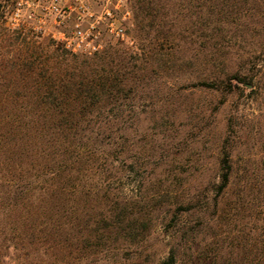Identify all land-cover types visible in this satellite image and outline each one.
<instances>
[{"label":"rangeland","instance_id":"374dc122","mask_svg":"<svg viewBox=\"0 0 264 264\" xmlns=\"http://www.w3.org/2000/svg\"><path fill=\"white\" fill-rule=\"evenodd\" d=\"M175 4H153L168 14L156 34L144 14L149 28L138 29L131 0H0V264H163L172 248L177 264H255L244 247L264 239V76L262 89L232 95L199 84L233 75L251 56L259 65L246 67L259 75L264 0L212 5L199 22L194 8ZM79 34L86 47L126 59L132 91L100 114L110 124L68 139L50 131L38 148L30 62L37 46L43 61ZM226 148L256 184L251 213L231 222L233 196L215 202L212 191ZM42 150L56 155V180L43 174ZM125 228L141 235L116 233Z\"/></svg>","mask_w":264,"mask_h":264},{"label":"trees","instance_id":"16d2710c","mask_svg":"<svg viewBox=\"0 0 264 264\" xmlns=\"http://www.w3.org/2000/svg\"><path fill=\"white\" fill-rule=\"evenodd\" d=\"M131 1L132 7H134L133 12H135V7L140 12V14L135 16V20L138 21L136 26L139 30L145 29L144 27L149 28V25L143 26V20H139L141 14H144L147 22L150 20V29L156 31V34L160 29L164 28L163 21L167 19L168 14L154 13L152 6L154 7L153 4H155L156 0ZM163 1L166 7L172 4L173 6H177L175 4L176 2L184 1L190 8H194L193 12L199 22V20L206 19L205 17L210 16L212 5L226 4L233 0ZM241 1L247 2L248 0ZM199 31L196 33H199ZM63 46L65 48L62 49L60 47H54L53 45V50L48 52L49 57L47 56L43 61H41V54H39L40 47L37 46V52L35 53L37 54V60L36 62H30L33 65L31 77L35 81L31 92L35 98L33 105L38 115L31 121L35 137L33 146H38V148L42 146L43 138L50 131L55 132L58 138L65 136L68 139L69 136H78L80 133L93 132L94 127L100 122L110 124L113 121V117L109 115L107 118L99 120V117L101 118L100 114H110L117 107L118 103L120 104L122 102L120 100L127 99L132 91L128 81H131L135 76L129 78L131 72H128V63H126L125 58L116 61L113 57L114 53L104 52L102 54L103 51L100 49L96 52H78L85 55L84 58H78L75 56L78 53L68 49L65 43ZM252 59L253 57L251 56L239 66V69L233 75L224 77L213 76L211 79L200 82L199 86L224 95H232L238 90H243L244 92L255 88L262 89L260 83L261 78L264 76L262 70L264 64L259 66L260 70H258V74L261 75L254 76L250 71L251 68L249 70L246 67L249 65H259L257 62L252 61ZM2 109L0 106V111ZM94 114H97V117H94ZM68 141L69 143H73L70 140ZM50 144H54V140H51ZM68 153L70 154L69 157H73L77 162L83 161L84 159L70 149ZM22 154L21 152L19 155L20 158H22ZM52 155H46L44 152L43 155L39 154L44 163L42 165V169H45L43 170V174H48L51 179L56 180L63 175V171L59 175L52 170L50 164H48V157L50 158V162L53 161V157H56V155ZM220 156L218 182L213 184L212 191L216 194L215 202H218V199L225 198L228 195L230 197L233 196V200L227 204L228 210L224 211V214H231L230 218H228V222H231L237 215L246 214V212L251 213L256 184H254L251 168L248 166L238 170L234 168L231 152L227 148L221 152ZM59 168L63 170L66 166H59ZM69 168L70 166L66 168L65 173L66 175H70V181L72 178L70 174L72 169L69 170ZM236 172L239 175V181L235 184L233 175ZM37 176L35 174V177ZM216 205L218 206V203ZM191 210H194V208H188L185 211ZM139 228L141 229L142 227ZM137 231L139 232L137 228L130 230L125 228L116 233L124 236V238L136 239L137 236L141 235ZM244 248L246 249L244 258L248 257L249 254H253L256 260L255 264H264V239L257 240L254 246L251 245V247H248L246 245ZM177 262V252L172 248L163 264H177Z\"/></svg>","mask_w":264,"mask_h":264},{"label":"built area","instance_id":"2783aa9c","mask_svg":"<svg viewBox=\"0 0 264 264\" xmlns=\"http://www.w3.org/2000/svg\"><path fill=\"white\" fill-rule=\"evenodd\" d=\"M116 35L117 36H123L119 32H116ZM77 38H78V42L76 44H70L68 42H65L67 48L71 49L75 53L86 52V51L96 52V51H98L100 49V45H98V44H88V46L86 47L84 45V42H83L81 34H79V37H77Z\"/></svg>","mask_w":264,"mask_h":264}]
</instances>
